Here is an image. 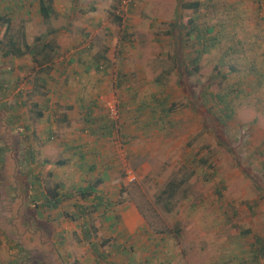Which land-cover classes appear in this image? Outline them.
Returning a JSON list of instances; mask_svg holds the SVG:
<instances>
[{"label":"rangeland","instance_id":"1","mask_svg":"<svg viewBox=\"0 0 264 264\" xmlns=\"http://www.w3.org/2000/svg\"><path fill=\"white\" fill-rule=\"evenodd\" d=\"M48 3L43 18L38 0H0L8 34L22 48L0 55V264H264V194L255 187H264V41L246 31L264 16V0ZM196 24L213 27L201 51L189 37ZM57 43L56 61L70 50L103 48L114 60L97 97L111 131L105 142L128 145L127 160L119 151L115 185H95L103 194L97 209L78 197L84 181L69 153L39 154L21 128L42 75L33 60ZM114 79L129 83L119 97ZM157 96L162 120L149 108ZM142 130L150 137L130 144L120 135ZM55 185L58 203L45 206L43 193ZM128 207L142 219L133 231L120 218Z\"/></svg>","mask_w":264,"mask_h":264},{"label":"crops","instance_id":"2","mask_svg":"<svg viewBox=\"0 0 264 264\" xmlns=\"http://www.w3.org/2000/svg\"><path fill=\"white\" fill-rule=\"evenodd\" d=\"M257 9L260 11L261 7ZM263 13L264 12H259L260 15H263ZM257 20V22L249 24L251 27L255 28L251 29L249 27L246 28V31L249 36L254 35L256 38H259L260 41H264V16H258ZM212 29L213 27L211 26V31ZM253 30H255V32H253ZM75 40H79V37H76ZM89 42L92 47L93 42ZM58 45L57 43L49 47L50 53L48 54L52 56V60L45 63V68L42 70L39 69L44 67L45 64H42V67L38 66V70L42 75H39V78H35L37 81L34 85H36L38 90L33 89L35 95L27 108V110L31 111L33 114L30 116L27 115L26 120H23L24 123L21 125V128L24 132H31L35 137L34 148L39 151V154L41 152L47 153L51 148L57 149L58 153H69V164H76L77 168L80 170L76 173L78 180L82 181L83 179L84 181L75 191L77 192L80 187L93 184L94 193L89 196L90 201L94 195L102 200L103 194L95 189V185H115L113 181L116 180H113L111 175L112 172L120 166V162L115 160L116 156L119 151L122 152V158L126 163L127 159L125 152L128 150L126 147L128 145L123 146L120 144V146H118L115 144L113 148L105 142L107 140L110 141L111 135L109 134L111 131L105 120L104 114L101 113L104 111V108L101 107L102 103L99 102L97 97V95H99L98 90H104L105 88L107 76L105 69L106 67L108 68L110 64L112 65L114 60L112 54L107 51L108 49L103 48L95 49L92 53H85L84 50L76 52L70 50L69 55L62 56L65 57L64 60L56 61L57 58H59ZM60 51L63 53L65 52V54L69 52L66 53L65 49H61ZM263 52L264 48L260 50L259 55ZM54 57L55 61H53ZM35 60L33 61L38 65ZM97 64L104 65L103 68L105 71L101 70V73L98 72ZM67 68H69V70ZM68 72L69 78L66 75ZM125 81L114 79L113 90L118 97L122 95L121 89H127L129 83L123 85ZM153 95L155 94L152 93L151 96ZM156 98L157 105L154 106V103H152L153 105L149 106V108L152 111H156L159 117L157 120H162V118H164L162 104L159 97L157 96ZM135 101H138V99L136 98ZM128 103L129 105L131 103L133 104V100L127 99L124 104L128 105ZM118 104L121 113L120 121L126 123L130 122L132 118H128L127 121L122 114L123 100L121 99ZM129 109L130 113L134 111L132 105ZM135 109H137V106ZM75 118H77L78 121L75 120ZM136 120L137 119L134 118L133 121L136 123ZM74 121H76V123H74ZM124 125L125 124H123V131ZM163 126L164 125L161 124V127ZM148 132L142 130L139 134H132L131 131L130 133L128 132L127 135L124 133L120 135L125 136L124 139L128 140H126V143L130 144L132 139L136 136H140L141 139L150 137ZM54 136L56 137V142H44ZM129 139L131 140L129 141ZM57 143H59L60 146H56ZM116 146L118 147L116 148ZM34 148L30 146L27 152H31ZM109 151L112 157L106 156ZM49 160H52V158L49 157ZM98 172L100 173L98 174ZM76 181H74L73 184L79 185L80 182ZM89 204H91V202H89ZM94 209L97 208L95 207ZM125 210L126 211L120 212L121 222L127 230L133 231L137 226L141 225L142 219L134 207H128Z\"/></svg>","mask_w":264,"mask_h":264},{"label":"trees","instance_id":"3","mask_svg":"<svg viewBox=\"0 0 264 264\" xmlns=\"http://www.w3.org/2000/svg\"><path fill=\"white\" fill-rule=\"evenodd\" d=\"M48 2H50V0H38V11L41 14V16L43 18H48L50 15V7L48 6ZM196 5V4H195ZM116 19H119V17L116 16ZM10 18H8L7 16H2L0 15V25L3 26V32H2V39H0V55L1 56H18L21 53V46L19 45V43L17 42L16 39H13L12 35L8 34V30L10 28ZM209 31H211V26H207V25H194L191 29L192 34L189 35L190 38H194V41L196 43L197 46L200 47V51L205 48V45L207 44V42L210 40L209 38ZM25 44V43H24ZM23 44V45H24ZM44 46H46V44H43L42 47H40L41 49L44 48ZM183 46V45H182ZM181 47V45L179 46ZM29 49V47L27 48ZM200 51H199V56H200ZM35 52V53H34ZM40 51H33L32 55L34 56V54H39ZM199 56H195V60L199 58ZM35 57V56H34ZM174 60L178 61L177 58V54H174ZM37 59V60H35ZM34 60L37 62L38 66L42 67V64L47 63L48 61L52 60V56L49 55L48 53H41L40 54V58H34ZM182 61V60H181ZM182 63L180 62L179 64L176 65V68L178 70V72H181L179 70V68L181 67ZM46 66V64L44 65V67L39 68V69H44ZM194 70L196 68H193ZM192 70V69H191ZM199 96V95H198ZM201 99V97H200ZM202 102V100H201ZM235 160L239 161L238 156L233 153ZM58 185H55L51 188H47L44 193H43V201L42 203L45 206H50V207H55L56 204L58 203L59 200V191L57 190ZM255 187L261 191L264 194V187L263 186H258L257 184H255ZM94 193V185L93 184H89L86 185L84 187H80L77 190V194L78 197L81 199H90V195ZM97 196H92L91 198V205L93 208L97 207L98 205H100L101 203V199H99V197ZM82 207V206H81ZM82 209H86V206L84 205L82 207ZM85 236L87 237L88 235L85 234Z\"/></svg>","mask_w":264,"mask_h":264},{"label":"built area","instance_id":"4","mask_svg":"<svg viewBox=\"0 0 264 264\" xmlns=\"http://www.w3.org/2000/svg\"><path fill=\"white\" fill-rule=\"evenodd\" d=\"M113 103H111V104H108V107H107V111H108V114L110 115V116H115L116 115V113H117V110H116V107H114V105H112Z\"/></svg>","mask_w":264,"mask_h":264}]
</instances>
